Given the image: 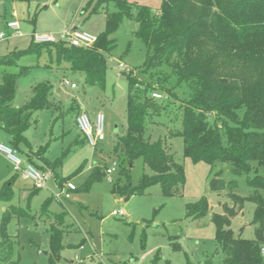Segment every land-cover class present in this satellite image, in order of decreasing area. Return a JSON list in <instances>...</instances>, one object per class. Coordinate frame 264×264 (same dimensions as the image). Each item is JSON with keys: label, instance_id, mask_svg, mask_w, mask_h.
<instances>
[{"label": "trees", "instance_id": "16d2710c", "mask_svg": "<svg viewBox=\"0 0 264 264\" xmlns=\"http://www.w3.org/2000/svg\"><path fill=\"white\" fill-rule=\"evenodd\" d=\"M100 12L105 15V27L89 47H73L64 41H31L26 49L0 57V129L8 145L20 154L24 150L27 156L33 153L41 160L36 164L38 169L49 168L57 178L61 159L50 162L44 155L46 147L34 149L24 135L36 111L58 108L49 100L52 86L49 82L37 83L29 101L14 107L17 78L30 69L19 66L18 61L44 49L57 68L66 63L70 72L83 76L84 85L103 90L107 59L116 45L115 34L127 18L137 25L133 36L140 41L145 55L138 70L143 78L132 72L125 74L126 130L113 146L119 163L112 193L121 197L142 195L148 187L159 185L164 197L179 194L185 181L183 166L161 139L151 141L146 137L148 126L157 118L179 115L180 129H171L169 136L182 139L185 158L204 162L211 171L218 167L209 188L226 191L222 213L210 217L217 251L225 264H264L260 253L264 244V0H161L157 12L128 0H88L82 8L88 17ZM11 67L18 71L8 72ZM153 93L161 99H154ZM74 104L71 110L80 109ZM136 160L150 173L143 174L133 186L130 172ZM106 167L92 169L86 188L106 177ZM224 170L234 177L245 176L250 193L237 195L236 181H225ZM62 182L57 184L61 186ZM11 194V183L4 184L0 199L8 201ZM51 200H45L42 208L47 209ZM246 202L254 205L251 240L235 236L230 229L231 218L242 211ZM184 209L191 220L209 213L205 197L185 204ZM15 215L27 213L13 206L4 211L0 264L19 261L14 258L15 243L6 232L8 220ZM61 250L62 230L51 224L47 264H58ZM159 260L155 255L151 264Z\"/></svg>", "mask_w": 264, "mask_h": 264}, {"label": "rangeland", "instance_id": "374dc122", "mask_svg": "<svg viewBox=\"0 0 264 264\" xmlns=\"http://www.w3.org/2000/svg\"><path fill=\"white\" fill-rule=\"evenodd\" d=\"M88 0H0V57L14 50H24L31 42L33 33H50L55 37L71 27L97 37L105 27V15L100 12L88 17L82 13ZM147 6L157 12L161 0H128ZM18 16L19 36L6 27L12 13ZM137 25L123 18L116 34V45L107 59L105 86H86L83 76L68 70L63 63L57 68L54 60L49 62L44 49L39 54L23 56L19 66H29V71L16 81L14 107H22L32 96V87L40 82L52 86L49 100L58 108L50 107L36 111L33 123L25 131V137L34 149L46 147L45 157L50 162L61 159V166L46 184L36 190L30 180L15 173L11 165L0 156V189L11 183V197L0 199V227L3 213L10 206L25 211L27 216H11L6 224L7 235L15 243L14 258L18 264H47L49 229L51 224L62 230V250L58 264H151L155 255L158 264H225L217 251L215 230L211 223L212 214L222 213V204L227 201L225 192H214L209 182L214 172L204 162L194 163L183 156V141L169 136L171 129H180L179 115L160 117L148 126L146 137L151 141L161 139L173 154L174 160L183 166L185 181L179 194L164 197L159 185L148 187L142 195L125 197L112 193L111 184L116 182L118 168L110 175L86 188V181L94 167L119 163L112 152L117 138L126 130L125 74L132 72L143 78L138 70L144 60V48L133 34ZM124 65L123 69L119 64ZM16 73L18 68H8ZM68 79L77 85L75 89L63 86ZM180 92V91H178ZM80 109L71 110L73 103ZM74 104V105H75ZM75 108V107H74ZM86 111L91 117L96 113L104 116L105 140L96 147H90L75 126L79 111ZM0 142L7 144V136L0 129ZM11 147L10 145H8ZM12 148V147H11ZM36 168L41 160L33 153L20 154ZM44 170H49L46 168ZM150 171L140 160L131 169V183L136 186L143 174ZM54 175V174H53ZM225 181L237 183L235 193L241 197L250 193L245 185V176L234 177L224 170ZM60 180L71 182L76 190L71 198L58 203L51 200L47 209L42 208L51 192L58 190ZM56 181V182H55ZM207 199L209 213L198 220L186 218L184 206ZM122 209L123 216H113V210ZM254 205L246 202L240 213L231 218L230 229L235 236L251 240L254 227L251 224ZM1 238V237H0Z\"/></svg>", "mask_w": 264, "mask_h": 264}, {"label": "built area", "instance_id": "2783aa9c", "mask_svg": "<svg viewBox=\"0 0 264 264\" xmlns=\"http://www.w3.org/2000/svg\"><path fill=\"white\" fill-rule=\"evenodd\" d=\"M6 27L13 31L14 35H20L17 20L8 21L6 23ZM4 38L5 35L0 33V41ZM31 41L35 44L64 41L73 47H89L96 41V37H93L85 32L78 31L76 28L72 29L71 27H68L64 29L58 37H55L50 33H33L31 35ZM119 68L123 69L124 65L120 63ZM61 82L63 86L70 87L71 89H75L77 87L75 83L70 82L65 78ZM152 97L157 100L161 99V95L157 93H153ZM75 126L87 144L92 148L96 147L99 143L105 140L104 116L101 113H96L94 117H91L86 111L81 110L75 117ZM0 156L11 165L16 174L24 179L30 180L35 189L40 190L46 188L47 182L53 177L50 170H40L34 165L25 162L15 150L2 142H0ZM116 168L117 163L116 161H113L105 169L106 177H110ZM75 189V186L71 182H65L61 186H58V190L56 192H51L50 197L53 201L61 204L71 198L70 192ZM111 215L120 217L124 215V212L122 209L113 210ZM260 253L264 258V244L260 247Z\"/></svg>", "mask_w": 264, "mask_h": 264}, {"label": "crops", "instance_id": "0c3cea01", "mask_svg": "<svg viewBox=\"0 0 264 264\" xmlns=\"http://www.w3.org/2000/svg\"><path fill=\"white\" fill-rule=\"evenodd\" d=\"M17 16H18V15H17L15 12H13V13H12V18H13L12 20H16V17H17ZM7 141H8V138H7ZM55 182H56V181H55Z\"/></svg>", "mask_w": 264, "mask_h": 264}, {"label": "water", "instance_id": "95a60500", "mask_svg": "<svg viewBox=\"0 0 264 264\" xmlns=\"http://www.w3.org/2000/svg\"><path fill=\"white\" fill-rule=\"evenodd\" d=\"M225 166V165H224ZM128 199V197H125L124 201H126Z\"/></svg>", "mask_w": 264, "mask_h": 264}]
</instances>
